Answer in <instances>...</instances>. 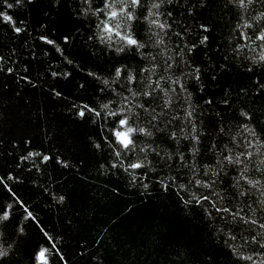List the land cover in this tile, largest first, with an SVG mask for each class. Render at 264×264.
Instances as JSON below:
<instances>
[{"label": "snow or ice", "instance_id": "obj_1", "mask_svg": "<svg viewBox=\"0 0 264 264\" xmlns=\"http://www.w3.org/2000/svg\"><path fill=\"white\" fill-rule=\"evenodd\" d=\"M0 26V95L46 87L88 129L73 159L71 137L46 114L37 147L0 108V264H69L57 241L71 236L16 190L27 183L66 213L71 198L50 167L82 184L94 171L117 196L123 183L145 201L173 198L199 228L192 244H163L158 264H264V0H0ZM77 215L62 217L69 232ZM29 228L40 239L25 249ZM107 232L91 251L78 242L76 256L113 264Z\"/></svg>", "mask_w": 264, "mask_h": 264}, {"label": "trees", "instance_id": "obj_2", "mask_svg": "<svg viewBox=\"0 0 264 264\" xmlns=\"http://www.w3.org/2000/svg\"><path fill=\"white\" fill-rule=\"evenodd\" d=\"M23 16L27 18L28 14L24 13ZM0 34L7 38L8 33L4 26H0ZM35 35L36 33L33 32V36ZM58 35L59 33H56L53 38ZM16 43L20 45L23 41L17 39ZM37 51L39 53V49ZM95 63V61L87 62V68H92ZM74 75L79 79L83 73L75 72ZM63 87L72 96L78 95L71 84H65ZM13 88L20 92L19 96L12 91L0 95V108L7 113L6 127H10L17 137L24 133L32 136L34 144L39 147L44 139L41 136V129L46 114L53 126L58 127L64 135L71 137L74 147L69 155L77 159L85 154L83 142L88 129L68 122L61 115L55 100L48 96L46 87L34 89L31 85H13ZM38 114L39 119H37ZM54 143H59V137L54 136L45 140L44 147L47 148ZM2 171L4 166L0 161V172ZM48 172L55 178L54 187L61 188L71 198V205L66 213L57 216L45 206L44 198L39 192L34 191L27 183L18 185L16 190L32 205L37 215L50 229H55L56 232L64 231L71 236L70 240L57 241L58 245L61 243L66 245L64 250L68 253L69 264H85V259L78 258L75 254L79 251L78 242H83L91 251L94 238L105 228L108 229L106 235L118 243V246L111 249L114 253L110 258L113 264H121L123 260L129 261L130 264H158L161 247L166 242L192 244L194 241L193 234L198 231L199 226L183 216L173 198L153 196L145 201L123 183L120 185V195L117 196L105 189V180L96 178L94 171L87 184L80 183L71 173L61 176L51 167ZM110 187L111 185H108L109 189ZM74 210L79 215L75 216L74 226L69 232L62 217L71 216ZM28 233L25 249H29L36 240L40 239L34 228H29ZM220 261L221 264H228L223 256L220 257Z\"/></svg>", "mask_w": 264, "mask_h": 264}]
</instances>
